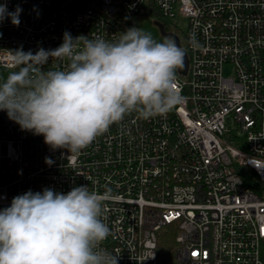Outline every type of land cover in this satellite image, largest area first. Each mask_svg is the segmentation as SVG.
I'll return each mask as SVG.
<instances>
[{
	"label": "built area",
	"instance_id": "1",
	"mask_svg": "<svg viewBox=\"0 0 264 264\" xmlns=\"http://www.w3.org/2000/svg\"><path fill=\"white\" fill-rule=\"evenodd\" d=\"M0 4L22 9L19 26L7 16L0 22L3 66L16 68L17 49H56L66 31L115 41L146 15L178 37L187 57L186 71L177 70L181 105L148 120L131 113L79 153L51 149L0 110V209L29 190L111 189L102 247L118 264H158L159 231L167 225L177 231L178 264H264V0ZM67 64L52 58L44 70ZM242 166L256 171L257 188L245 184Z\"/></svg>",
	"mask_w": 264,
	"mask_h": 264
},
{
	"label": "clouds",
	"instance_id": "2",
	"mask_svg": "<svg viewBox=\"0 0 264 264\" xmlns=\"http://www.w3.org/2000/svg\"><path fill=\"white\" fill-rule=\"evenodd\" d=\"M21 11L0 4V22L7 16L19 26ZM12 55L18 71L0 82V110L21 130L42 135L53 150L79 153L129 114L148 120L185 100L177 81L185 49L140 27L111 42L66 31L54 50L17 49ZM52 58L68 64L45 71ZM45 163L53 161L46 157ZM110 197L111 189L99 193L88 185L66 194L45 188L14 197L0 209V264H118L102 247L110 235L102 218Z\"/></svg>",
	"mask_w": 264,
	"mask_h": 264
},
{
	"label": "trees",
	"instance_id": "3",
	"mask_svg": "<svg viewBox=\"0 0 264 264\" xmlns=\"http://www.w3.org/2000/svg\"><path fill=\"white\" fill-rule=\"evenodd\" d=\"M239 171L246 185L257 188L258 184L255 181L257 173L253 168L242 166ZM176 234L177 231L173 229V225H167L159 231L158 264H178L175 255L177 250Z\"/></svg>",
	"mask_w": 264,
	"mask_h": 264
},
{
	"label": "rangeland",
	"instance_id": "4",
	"mask_svg": "<svg viewBox=\"0 0 264 264\" xmlns=\"http://www.w3.org/2000/svg\"><path fill=\"white\" fill-rule=\"evenodd\" d=\"M155 19H156V16L146 15V16L138 18L137 24H138V27L143 29L145 32L150 33L154 39H156L159 42H162L165 37L162 35ZM185 27H186V21L182 19L180 21V28L183 30L185 29ZM180 36L183 39L184 32H180ZM12 71H18V70L16 68H11V67L0 65V82L6 79L7 75ZM225 72L227 74L230 73L231 67L227 66ZM236 145L242 146L243 145L242 140L236 143Z\"/></svg>",
	"mask_w": 264,
	"mask_h": 264
},
{
	"label": "water",
	"instance_id": "5",
	"mask_svg": "<svg viewBox=\"0 0 264 264\" xmlns=\"http://www.w3.org/2000/svg\"><path fill=\"white\" fill-rule=\"evenodd\" d=\"M156 23H157V25L160 27V30H161V32H162V34H163L164 36H167V37L170 36V37H172V38L175 39L176 43H178V37H177L176 35H174V34L171 33V32H166V30H165V28H164V26H163L162 23H160V22H158V21H156ZM186 69H187V57H186V53H185L184 67H183V69H181V70H182V71H186Z\"/></svg>",
	"mask_w": 264,
	"mask_h": 264
}]
</instances>
